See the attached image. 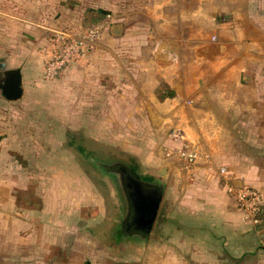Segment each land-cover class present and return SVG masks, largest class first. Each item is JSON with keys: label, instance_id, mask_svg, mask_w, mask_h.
<instances>
[{"label": "crops", "instance_id": "1", "mask_svg": "<svg viewBox=\"0 0 264 264\" xmlns=\"http://www.w3.org/2000/svg\"><path fill=\"white\" fill-rule=\"evenodd\" d=\"M21 2L5 12L13 24L0 46V63L21 71L23 89L18 101L0 91L8 121L0 127V264H113L128 253L147 264H264V0H130L131 12L97 25L99 39L65 69L72 132L77 119L81 134L122 143L147 168L151 179L129 165L146 181L166 169L151 233L127 243L118 234L121 199L97 167L120 160L74 157L77 173L59 175V157L41 153L43 97L30 91L37 75L57 80L44 61L55 46L46 23L57 1ZM41 4L39 15L32 7ZM27 125L34 137L23 135ZM182 152L196 154L194 162ZM222 169L235 188L261 194L258 224L239 209Z\"/></svg>", "mask_w": 264, "mask_h": 264}, {"label": "rangeland", "instance_id": "2", "mask_svg": "<svg viewBox=\"0 0 264 264\" xmlns=\"http://www.w3.org/2000/svg\"><path fill=\"white\" fill-rule=\"evenodd\" d=\"M56 1L57 4L53 7L52 11L53 18L51 22L46 23L52 27L50 30H48L50 35L53 34L51 38H54L56 35L70 33L73 28L77 33H82L85 29L92 28L97 25H104L105 27H108L109 25L112 26L114 24L115 17L120 16L121 13L122 15L129 14L131 12L132 6L130 3H128L130 2V0H126L123 6L120 3V0H100V5L96 3L97 0ZM22 7L24 6L21 0H16L13 4L10 2V0H0V46L5 43L8 44V32L10 31V28L13 24L8 20L6 13H10V11H12L13 13H15L16 11L18 12V9H21ZM43 8L46 9L44 4H41V6L33 5L32 7V9H36L35 13H38L39 15H42L46 12ZM41 24L44 25L45 23L41 21ZM29 56L32 60H36L39 57V55L37 56L34 54H31ZM44 59V61L46 62L49 60V58L47 57ZM64 71L59 77H57V80L53 81H46L45 79H42L41 76L37 75V77H39L40 79V86H35L33 87V90L30 91L31 95L43 97V116L39 119L37 118L40 121V125L38 128H40L41 134L39 133V130L37 128L35 130V136L37 137L39 142L42 143L41 153L44 155V158L52 156L59 157V175H74L77 173V169L79 166L77 165L74 157L93 158V156H95L105 158L107 160L124 161L126 164L135 168L141 176L151 179L150 175H143L144 169L147 168L140 165V160L137 157L131 156L128 150H124L122 148V143L114 141L113 138H106V140H101L97 138V135L95 137V135H90L86 132L85 134H81L84 128L81 127V121L78 125L77 119H75V128H73L75 129L73 130L75 132H72V126L70 123L68 125L67 118L68 108L65 97L66 71ZM36 72L38 73V71ZM0 115L3 116L2 114ZM7 122L8 121L4 120L3 118H0V127H8ZM32 129V126H25L24 130H22V132H24L23 135H26L29 138L32 134V136L34 137ZM5 131L6 133L8 132V130H2V132ZM85 137L87 139L84 140L83 138ZM86 140L90 141V143H88L91 148H83L82 150H73L66 148V146H69L68 143H70V145H87ZM99 144H101V146L106 145L107 149H96L98 148ZM27 152L28 153H26V150L23 149L20 150L19 153H25V157H28L30 155H34L36 151L28 149ZM66 160L70 163H73V165H66ZM89 165L90 166L84 165L85 167L82 166V168H94L91 164ZM49 168L50 167H46L44 168V170ZM58 185L60 186V190H66L68 188V185L70 184L62 182L61 178H59ZM109 241H113V238ZM128 241L130 242L131 240L129 239ZM258 251L263 254L264 248L258 247ZM122 259V262H120L119 260L114 261L113 259L111 262L113 264H147L145 261L146 259L140 262H133L129 253L123 255Z\"/></svg>", "mask_w": 264, "mask_h": 264}, {"label": "water", "instance_id": "3", "mask_svg": "<svg viewBox=\"0 0 264 264\" xmlns=\"http://www.w3.org/2000/svg\"><path fill=\"white\" fill-rule=\"evenodd\" d=\"M0 91L9 101H18L23 94L22 76L19 69H6L0 63ZM97 167L112 180L122 203L119 235L124 242L137 239L145 242L155 224L163 199L166 169L150 181L140 177L123 161L98 163Z\"/></svg>", "mask_w": 264, "mask_h": 264}, {"label": "built area", "instance_id": "4", "mask_svg": "<svg viewBox=\"0 0 264 264\" xmlns=\"http://www.w3.org/2000/svg\"><path fill=\"white\" fill-rule=\"evenodd\" d=\"M99 36V26H94L72 36H67L66 34L56 35L53 38L55 46L52 49V55L46 64V77L53 79L60 76L68 65L87 53L99 39ZM181 156L191 163L196 158V154H188L187 152H182ZM221 173L228 192L235 197L237 205L244 213L245 218L252 224H258L261 221L262 213V197L259 191L248 185L235 188L229 183L225 169H222Z\"/></svg>", "mask_w": 264, "mask_h": 264}]
</instances>
